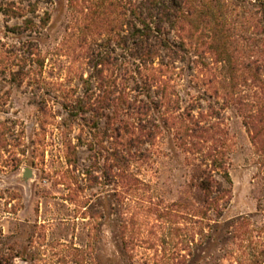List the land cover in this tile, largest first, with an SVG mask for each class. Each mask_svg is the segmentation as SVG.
I'll return each mask as SVG.
<instances>
[{"label": "rangeland", "instance_id": "rangeland-1", "mask_svg": "<svg viewBox=\"0 0 264 264\" xmlns=\"http://www.w3.org/2000/svg\"><path fill=\"white\" fill-rule=\"evenodd\" d=\"M205 3L202 24L187 25L170 36L185 43L180 54L184 59L169 60L173 68L167 99L172 108L152 109L155 136L145 146L148 158H132L127 165L121 139L103 117L94 118L92 112L75 115L63 105L70 98L90 97L97 103L104 96V87L88 66L89 46L81 42L83 34L102 27L91 24L82 30L91 0H0V254L16 256L13 264H130L132 255L135 264H172L167 255L173 253V243L184 241L186 222L178 220L177 232L158 216L187 190L192 164H211L214 149L211 139L179 136L181 124L175 117L185 113L191 114V122L211 128L213 138L222 143L232 185L221 223L259 212L264 175L233 106L238 90L231 87L238 84L243 94L253 95L257 84L248 77L233 79L240 72L230 69L260 50L254 45L263 44L264 13L253 0ZM47 16L48 24L34 37L45 60L39 86L13 82L5 70L7 60L23 52L31 38L10 28L26 18L39 23ZM104 17L116 18L114 28H120L119 17H109L107 11ZM253 17L262 21L257 27ZM109 29H102L94 48L107 50ZM210 29L216 30V40L206 35ZM104 112L109 111L99 113ZM126 170L140 182L130 191L119 177ZM215 178L220 179L216 173ZM133 213H139L136 238L144 243L128 255L120 229ZM213 239L206 247H196L186 264H221L217 258L223 255V238ZM186 253L181 250L182 256Z\"/></svg>", "mask_w": 264, "mask_h": 264}, {"label": "trees", "instance_id": "trees-1", "mask_svg": "<svg viewBox=\"0 0 264 264\" xmlns=\"http://www.w3.org/2000/svg\"><path fill=\"white\" fill-rule=\"evenodd\" d=\"M207 1L209 0H91V5L86 7L87 13L83 18L85 25L82 30L88 31L91 24L102 26L95 27L90 34H83L81 42L89 46L88 66L93 68L94 72L91 75H94L93 77L100 81L101 87H104V96L97 103H92V99L87 97L86 100L76 101L70 98L63 105L75 115L92 112L95 114L94 118L99 115L103 117L108 129L121 139L127 156L124 160L127 165L132 158L138 160L148 158L149 149L145 146L151 144L155 136L153 130L155 126L151 121L152 109L172 108L167 99L169 88L167 80L173 68L169 60L175 62L184 59L180 54L185 52V43L182 37H178L180 43H176L171 41L170 36L174 30L181 33L187 25L201 23ZM253 1L259 4L264 13V0ZM106 11L109 17L116 15L120 18L118 30L113 24L116 18L105 19ZM252 20L257 27L259 23L264 22V15L260 22L255 17ZM48 22V16L42 18L39 23L33 18H26L21 24L10 28L13 33L28 34L31 38L23 44V52H14L7 60L5 70L8 69L7 73L13 82L28 81L39 86L45 60L34 37L40 34ZM205 24L207 25V22ZM104 27L110 28L105 32L108 33L107 39L104 40L107 50L96 49L94 46L104 35L102 32ZM208 31L206 35H210L214 40L218 38L216 30ZM253 43L258 41L253 39ZM254 47L260 49L253 52L258 55L252 54V60L238 66L233 64L230 70L233 73L240 72L238 76L233 75V79L251 78L253 84H257L254 85L258 89L257 92L246 95L239 87L237 88L238 84L233 83L231 87L238 90L233 99V106L241 115L243 124L251 136L254 154L257 156L256 165L264 175V39L263 44L259 42ZM2 57L3 54L0 53V65L3 63ZM113 68H117L115 71L119 74H114ZM105 72L109 75H105ZM154 96L157 98L156 101ZM101 109L109 112L100 114ZM190 115L185 113L178 118L175 117L181 124L178 129L179 136L195 141L211 139L214 149L211 150L213 152L210 156L211 164L206 168L192 164L187 190L166 206V210L158 216L174 227L180 219L186 222L184 241L173 243L174 251L167 255L168 261L171 260L172 264L174 262L186 264L188 258L192 259L195 256L196 247H206L214 240V235H221L223 240L219 250L223 251V255L217 258L218 262L264 264L263 200L260 199L258 202L257 214L240 216L230 222L221 223L231 200L232 185L228 165L224 161L222 143L213 138L216 133L211 128L201 127L195 121L191 122ZM95 121L96 119L92 120L97 124ZM3 140L2 133L0 142ZM191 143L192 146L196 145L195 142ZM126 173L119 177L127 182V190L130 191L140 182L127 170ZM215 173L220 179L215 178ZM138 215L139 213L131 214L129 221L121 225L120 238L123 250L127 254H134L135 249L144 243L136 238L139 233ZM174 230L178 232L179 228L176 227ZM181 250L187 253L182 256ZM14 257L16 256L0 254V264H13ZM129 260L130 264H135L134 255L130 256Z\"/></svg>", "mask_w": 264, "mask_h": 264}]
</instances>
